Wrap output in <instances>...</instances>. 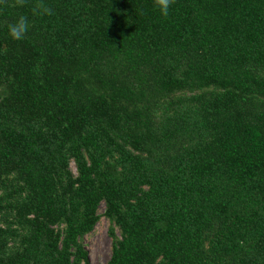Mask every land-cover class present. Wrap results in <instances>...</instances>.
<instances>
[{
  "label": "trees",
  "instance_id": "trees-1",
  "mask_svg": "<svg viewBox=\"0 0 264 264\" xmlns=\"http://www.w3.org/2000/svg\"><path fill=\"white\" fill-rule=\"evenodd\" d=\"M101 218L106 264H264V0L0 5V264Z\"/></svg>",
  "mask_w": 264,
  "mask_h": 264
},
{
  "label": "rangeland",
  "instance_id": "rangeland-1",
  "mask_svg": "<svg viewBox=\"0 0 264 264\" xmlns=\"http://www.w3.org/2000/svg\"><path fill=\"white\" fill-rule=\"evenodd\" d=\"M73 169V167H72ZM103 213V206L100 214ZM90 264H106L111 256V240L108 236V222L101 218L93 232L83 239Z\"/></svg>",
  "mask_w": 264,
  "mask_h": 264
},
{
  "label": "clouds",
  "instance_id": "clouds-1",
  "mask_svg": "<svg viewBox=\"0 0 264 264\" xmlns=\"http://www.w3.org/2000/svg\"><path fill=\"white\" fill-rule=\"evenodd\" d=\"M5 0H0V5H3ZM175 0H153L155 8L160 12L162 16L169 14L171 5ZM24 0H16L18 6H22ZM37 11L42 15H51V9L43 6L42 4L37 5ZM30 30V21L26 16H18L16 20L8 25L7 33L11 40L22 41Z\"/></svg>",
  "mask_w": 264,
  "mask_h": 264
}]
</instances>
